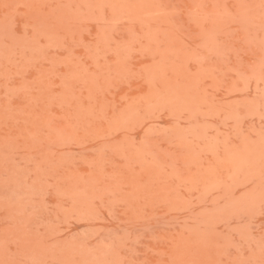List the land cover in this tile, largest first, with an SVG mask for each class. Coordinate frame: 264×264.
<instances>
[{
	"label": "rangeland",
	"instance_id": "obj_1",
	"mask_svg": "<svg viewBox=\"0 0 264 264\" xmlns=\"http://www.w3.org/2000/svg\"><path fill=\"white\" fill-rule=\"evenodd\" d=\"M0 264H264V0H0Z\"/></svg>",
	"mask_w": 264,
	"mask_h": 264
}]
</instances>
